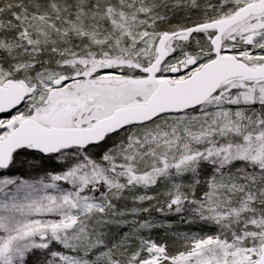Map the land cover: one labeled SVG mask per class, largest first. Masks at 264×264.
<instances>
[{"label": "snow or ice", "instance_id": "obj_1", "mask_svg": "<svg viewBox=\"0 0 264 264\" xmlns=\"http://www.w3.org/2000/svg\"><path fill=\"white\" fill-rule=\"evenodd\" d=\"M0 264H264V0H0Z\"/></svg>", "mask_w": 264, "mask_h": 264}]
</instances>
